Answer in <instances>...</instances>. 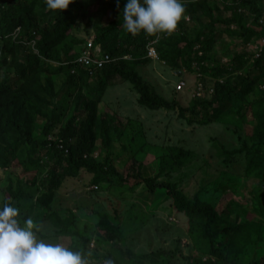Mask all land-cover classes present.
Instances as JSON below:
<instances>
[{"label":"rangeland","instance_id":"rangeland-1","mask_svg":"<svg viewBox=\"0 0 264 264\" xmlns=\"http://www.w3.org/2000/svg\"><path fill=\"white\" fill-rule=\"evenodd\" d=\"M201 1V10L178 22L184 32L177 28L164 32L175 42L201 34L188 69L182 59L172 67L144 55L149 63L134 70L158 96L176 101L183 109L197 101L218 99L219 113L209 111L208 125H187L176 113L140 107L138 95L128 83L109 86L99 97L98 77L73 79L72 69L54 73L60 66L75 63L84 45L95 41L101 28L120 17L125 0H119V7L117 0H73L68 6V35L51 51L54 61L41 60L37 73L24 79L17 78L19 65L27 66L29 57L38 56L34 41L24 40L17 52H9L10 44L26 32L18 29L12 37L0 38V89L8 88L0 94V104L7 107L16 100L24 104L32 139L41 137L51 116L56 125L47 139L54 141L68 121L78 125L92 115L96 140L90 158L119 172L126 171L134 160L141 164L145 178L164 166L157 182L174 184L188 199L200 193L219 216L216 247L237 263L259 264L264 257V0H258L257 20L249 7H238L251 0ZM57 13L47 7L46 0H39L31 19L37 27L52 31L57 27ZM210 39L208 57L231 72H201L197 58L204 55L200 50ZM242 80L252 84L247 93L239 89ZM199 83L203 86L201 98L196 96ZM179 84H183L181 89ZM226 93H230L228 98ZM109 109L133 121L102 137L101 117ZM111 120L106 115L105 125ZM17 138L1 126L0 152L11 165L0 168V207L7 203L18 208L21 222L30 218L37 239L79 251L88 264H107L103 260L107 254L126 264L120 253L125 249L143 255L176 253L172 264H185L178 252L182 257L195 255L214 261L192 247L187 219L173 209L163 191L151 194L142 184L128 190L113 177L95 184L93 176L83 171L77 176L61 170L52 174L49 159H40L27 146H12ZM226 153L230 154L228 160ZM175 158L178 165L172 167ZM29 160L38 163L37 169L31 166L24 173L22 163ZM20 193L16 204L13 196ZM103 219L114 229L117 240L105 238L99 225ZM228 228L235 229L234 233Z\"/></svg>","mask_w":264,"mask_h":264},{"label":"trees","instance_id":"trees-1","mask_svg":"<svg viewBox=\"0 0 264 264\" xmlns=\"http://www.w3.org/2000/svg\"><path fill=\"white\" fill-rule=\"evenodd\" d=\"M13 0H0V38H9L14 35L16 30H24L26 33L19 34V40L15 39L8 48V51L17 52L20 49L21 42L31 43L34 41V48L38 52V56L28 58V65H19V73L17 78L24 79L27 75L36 74L38 71V63L41 60L54 61V57L51 53L53 49L62 41L64 37L68 35L69 26L67 25L68 8L63 11H58L56 16L57 27L52 30H44L33 24L31 19L32 11L35 9L39 0H17V3H13ZM199 0H193L191 3H187L184 6V14L182 17L190 16L191 13L199 11L203 8L204 2H198ZM239 8H250L252 15L257 20L260 16V10L258 0H251L250 2H240ZM55 10H52V12ZM123 13L120 17L111 22L108 26L101 28L96 34V40L94 43L100 47L101 53L110 56L113 62L105 65L102 69L98 70L94 74L90 75L85 69L77 65L76 62L64 66H60L54 70V73H59L72 69V78L86 77H98L99 97L104 95L105 89L109 86H116L128 83L132 90L138 95L137 104L149 111H165L168 113H176L177 117L183 120L187 125L206 126L210 123L211 119L207 118L209 111L219 113L220 101L214 99L212 101H197L191 105L188 109H183L176 101H168L158 96L154 90L147 86L138 73L134 70L135 67H144L149 63L144 58L145 47L148 40L153 38L154 34H146L143 31L136 34L129 33L122 27ZM178 30L184 32L182 26L176 27ZM59 32V33H58ZM166 33V32H165ZM162 32V37L159 43L156 45L158 52V60L166 63L169 66L175 67L177 61L184 60L183 65L188 69L190 65L191 53L194 46L198 42L201 34L195 36L194 39L184 38L177 42L166 38V34ZM187 34V33H186ZM210 41L203 43L201 52L204 53L201 57L197 58L200 63L201 72L203 74L212 71L224 70V73H229L226 67H222L220 64L208 57L210 49ZM118 54V57L116 56ZM131 56L138 58L133 61L124 60V57ZM196 59V58H195ZM259 60H257L258 67ZM207 64L212 65L211 69L207 68ZM239 89L243 93H247L251 90L252 84L241 81ZM8 88L1 90L0 94L7 92ZM215 92V91H214ZM230 93L225 94V98H228ZM2 96V94H1ZM0 96V97H1ZM19 98V97H18ZM19 100V99H18ZM19 101H12L7 107H2L0 104V128H8V132L16 135L17 141L12 144H20L30 148L31 153H37L40 159H49V170L52 174L60 171H65L68 175L77 176L81 171L92 175V181L97 184L106 177H113L117 183L123 188L132 190L144 185L148 192L155 193L156 190L163 191L169 201L172 202L173 209L182 214L189 223L187 234L192 240V247L202 256H211V259H202L195 255H189L182 257V254L178 252V257L182 258L185 264H249V263H237L232 257H226L222 251L215 244V238L218 234L217 227L219 226V216L212 209V206L203 201L200 193H196L192 199H188L180 190L176 188L174 184L157 182L161 174H163L164 166H158L156 174L151 178H145L141 173V164H137L134 160L130 162V166L126 171L119 172L113 168H107L105 164L96 162L90 158V152L94 147L96 140V133L94 131L95 121L92 115H89L84 122H80L78 125H74L73 121H68L66 126L59 133V140H48L47 137L51 134L55 128V116L48 118L46 124L41 131V137L39 139H32L30 137V130L27 128L29 122L28 115L26 114V108L24 104L18 103ZM111 115V124L105 125L106 115ZM264 117V116H263ZM131 118H122L109 109L105 114H102L99 135L102 137L109 133L115 132L118 129L127 127L132 123ZM144 137V135H143ZM75 140L74 144H69V140ZM12 146L8 149L11 150ZM226 160L229 159V153H226ZM34 161H25L22 163L24 173L30 170L31 166L37 169V164ZM11 164L0 152V168H9ZM172 167H176L178 162L176 158L171 163ZM59 173V172H58ZM62 174L61 172L58 174ZM53 179V177H52ZM55 184L56 188V183ZM52 187V191L54 190ZM22 194H15L13 198L16 201L21 198ZM11 205V204H9ZM12 206V205H11ZM99 225L104 231L105 238L112 242L117 240V235L114 229L106 221L100 220ZM227 231L233 232L235 229L228 228ZM121 255L127 261L126 264H172V261L176 259V253L166 254L164 252L150 253V254H135L129 249L120 250ZM103 260L107 263L111 261V264H125L118 261L112 255L107 254ZM259 264H264V257Z\"/></svg>","mask_w":264,"mask_h":264},{"label":"clouds","instance_id":"clouds-1","mask_svg":"<svg viewBox=\"0 0 264 264\" xmlns=\"http://www.w3.org/2000/svg\"><path fill=\"white\" fill-rule=\"evenodd\" d=\"M72 2L46 0L49 9L59 11ZM184 11L182 0H125L122 27L132 34L170 33ZM18 217V208L7 203L0 207V264H88L79 251L37 239L33 221L29 218L21 222Z\"/></svg>","mask_w":264,"mask_h":264},{"label":"built area","instance_id":"built-area-1","mask_svg":"<svg viewBox=\"0 0 264 264\" xmlns=\"http://www.w3.org/2000/svg\"><path fill=\"white\" fill-rule=\"evenodd\" d=\"M161 37V32H158L155 33L153 38L148 40V43L145 47L146 58L151 60L158 59V57H156V45L159 43ZM111 62H113V59L110 56L101 53L100 47L94 43V40H91L84 45L78 59L76 60V64L85 69L90 75L94 74ZM179 85L181 86H178V89H181L183 84ZM196 88V96L201 98L203 94L201 92L203 90L202 84L199 83ZM211 93L212 90L208 92V95Z\"/></svg>","mask_w":264,"mask_h":264}]
</instances>
